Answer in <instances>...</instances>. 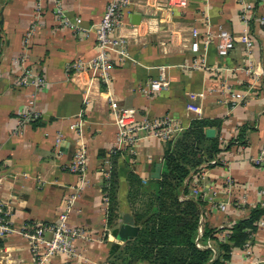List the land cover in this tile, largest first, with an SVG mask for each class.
<instances>
[{
    "label": "crops",
    "instance_id": "1",
    "mask_svg": "<svg viewBox=\"0 0 264 264\" xmlns=\"http://www.w3.org/2000/svg\"><path fill=\"white\" fill-rule=\"evenodd\" d=\"M38 1L0 0V202L14 230L0 240V264H38L23 232L56 222L73 195L70 224L85 228L97 241L77 244L81 258L57 256L47 264H149L129 248L141 231L136 216L151 212L167 142L141 138L115 151L119 128L112 102L137 110L141 119L171 120L181 129L174 138L195 120L213 123L206 131H215L221 152L191 171L178 199L203 203L196 244L217 257L218 243L201 241L204 229L222 230L218 238L224 240L236 223L264 204V168L254 162L264 151V0H188L184 8H170L168 0H132L119 29L129 38L130 58L116 64L109 85L71 66L96 56L94 27L111 0H60L71 20H81L79 30L57 22L54 0H42L37 19ZM248 4L252 9L245 11ZM138 14L141 22L132 28ZM34 23L27 48L26 33ZM219 27L248 34L253 48L247 52L238 44L222 58L213 38L207 47L201 44L198 54L190 50L193 28L204 35ZM24 54L27 66L48 86L37 97L41 116L21 129L19 118L27 111L31 90L14 80L22 70L15 61ZM154 81L168 88L149 94ZM235 93L246 96L237 107ZM81 148L87 153L83 173L71 169ZM159 164L161 177L155 179ZM112 174L117 211L109 225ZM127 214L138 228L132 239L117 233ZM226 264H264V215L250 254L235 248Z\"/></svg>",
    "mask_w": 264,
    "mask_h": 264
},
{
    "label": "built area",
    "instance_id": "2",
    "mask_svg": "<svg viewBox=\"0 0 264 264\" xmlns=\"http://www.w3.org/2000/svg\"><path fill=\"white\" fill-rule=\"evenodd\" d=\"M43 1L39 0L36 4V18L39 19L43 12ZM188 0H168L170 8H184ZM132 0H111L104 11L100 22L94 27L95 39L97 44V54L88 62L79 60L71 67L77 72H89L102 83L109 85L112 79V73L116 64L129 60V38L119 34V29L124 24L125 12L131 7ZM252 5L248 4L245 11H250ZM53 14L57 22L67 28L79 30L81 20H71L60 0H54ZM37 24H33L26 33L25 44L29 48ZM132 28H136L133 26ZM190 50L198 54L201 50V44L207 47L211 39H216V49L220 57L226 58L236 49L238 44H243L249 52L254 42L248 34L236 35L229 30L219 27L216 33L202 34L199 29L193 28L190 32ZM21 66V74L14 80L21 87L31 90L28 101L27 111L21 114L19 126L22 129L33 121L37 120L41 113L37 109V97L39 91L48 86V81L43 76L27 66V56L22 55L15 61ZM168 88V83L154 81L150 85L149 94L161 92ZM245 95L235 93L232 95V104L239 106L245 101ZM112 113L118 124V133L116 136V150L122 147H132L141 138H156L164 142L172 140L178 128L171 120H147L141 119L138 111L133 108H122L116 102L111 103ZM255 165L264 168V151L255 160ZM215 164L216 162H212ZM87 165V153L84 148L77 150L74 154L71 169L75 172H85ZM197 194V191L195 192ZM76 195L67 200L66 209L59 215L56 222L52 224H38L23 232L28 247L32 255L37 259L38 264H47L51 259L57 256H67L72 258H81L78 252L77 244L94 243L97 238L82 227L72 226L70 224V215L73 204L76 201ZM264 207V204H262ZM221 210L226 206L221 205ZM14 230L10 226L9 212L3 202H0V240L6 239ZM208 247L211 246L208 244ZM243 250L248 255L251 251V243L248 242Z\"/></svg>",
    "mask_w": 264,
    "mask_h": 264
},
{
    "label": "trees",
    "instance_id": "3",
    "mask_svg": "<svg viewBox=\"0 0 264 264\" xmlns=\"http://www.w3.org/2000/svg\"><path fill=\"white\" fill-rule=\"evenodd\" d=\"M213 126L208 120H195L180 137L167 142L162 178L156 184L151 212L136 216L141 231L129 249L137 260L149 264H226L235 248L243 249L248 242L252 243L257 223L264 215V207L254 208L249 218L236 223L224 240L218 238L222 230L204 229L201 241L206 243L211 239L218 243L219 255L214 258L211 249H201L196 244L203 203L179 202V189L191 171L221 152L218 139L206 136V129ZM113 175L109 180V225H112L117 211V184ZM118 248L113 246L114 250Z\"/></svg>",
    "mask_w": 264,
    "mask_h": 264
},
{
    "label": "water",
    "instance_id": "4",
    "mask_svg": "<svg viewBox=\"0 0 264 264\" xmlns=\"http://www.w3.org/2000/svg\"><path fill=\"white\" fill-rule=\"evenodd\" d=\"M141 22V15H135L133 18V24L134 25H139ZM206 135L209 138H213L215 136V131L213 129H208L206 131ZM161 167L162 165L159 164L157 166V169L155 171V174L153 175V178L159 179L161 177ZM121 232L122 235H124L125 239L127 238H134L137 236L138 233V228L135 226V222L133 220V217L131 215H125L123 218V226L120 229L117 230V233Z\"/></svg>",
    "mask_w": 264,
    "mask_h": 264
}]
</instances>
